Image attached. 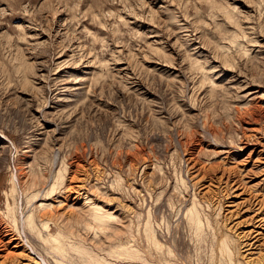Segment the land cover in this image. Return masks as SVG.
I'll return each mask as SVG.
<instances>
[{"label":"rangeland","instance_id":"1","mask_svg":"<svg viewBox=\"0 0 264 264\" xmlns=\"http://www.w3.org/2000/svg\"><path fill=\"white\" fill-rule=\"evenodd\" d=\"M262 215L264 0H0V264H264Z\"/></svg>","mask_w":264,"mask_h":264},{"label":"bare ground","instance_id":"2","mask_svg":"<svg viewBox=\"0 0 264 264\" xmlns=\"http://www.w3.org/2000/svg\"><path fill=\"white\" fill-rule=\"evenodd\" d=\"M195 161V160H194ZM16 177V175L15 176H13V180H12V182L13 183H15V178ZM234 183H235V181H234ZM14 185V184H13ZM233 185V184H232ZM235 186H237L236 184H235ZM263 186V185H262ZM232 187H234V186H232ZM234 189V188H233ZM244 199V198H243ZM39 204H41V205H43L42 203H39ZM45 205H46V203H44ZM44 206V205H43ZM255 208H257V207H255ZM259 209V208H258ZM257 209V210H258ZM94 211H97V212H95V218H97L99 221H103V220H105V219H107V218H109L110 217V213L109 212H107V211H101V210H99V207H96V206H94ZM33 212V211H32ZM263 214V213H262ZM258 215H259V213H258ZM262 216H264V215H262ZM31 217L33 218V215L31 216V213H29V214H27L26 216H23V221L25 222V223H28V225H29V223L31 222ZM258 217H260V216H258ZM250 218V217H249ZM262 218V217H261ZM254 220V219H253ZM261 220V219H260ZM264 220V219H263ZM33 221V220H32ZM251 221H252V219H251ZM23 222V223H24ZM24 223V224H25ZM259 224V223H258ZM257 224V225H258ZM262 224V223H261ZM26 225V224H25ZM34 228V227H33ZM34 231H35V229H34ZM36 232V231H35ZM37 233V232H36ZM7 236H9L7 239H6V241H3L2 240V238L0 237V251H2V252H4L5 250H6V252L4 253V254H1V256L3 255V257L5 256V257H8V256H14V249L17 247V246H19V245H22V243H21V241L19 240V237H20V235L19 236H17V239H18V241L16 242L15 240H16V235L14 236H12V235H8V233L6 232L5 233ZM243 235V234H242ZM244 235H245V233H244ZM248 235V233L246 234V236ZM3 236V235H2ZM38 236V235H37ZM245 236V237H246ZM250 237V236H249ZM253 239V238H252ZM252 239H250V240H252ZM5 240V239H4ZM248 240V239H247ZM13 241H15V243H13V245H10ZM245 242V241H244ZM249 242V241H248ZM254 242V241H253ZM246 243V242H245ZM247 244V243H246ZM250 244V243H249ZM7 245L8 246H11V249L8 251V247H7ZM29 246V245H28ZM248 246V245H247ZM31 247V246H30ZM249 248V247H248ZM32 249V248H31ZM252 250V249H251ZM1 252V253H2ZM253 253V252H252ZM29 255V254H28ZM34 258V257H33ZM26 259H28L29 261H30V263H31V258L30 257H26ZM19 262V261H18ZM26 262V261H25ZM35 263V262H34ZM29 264V263H28Z\"/></svg>","mask_w":264,"mask_h":264}]
</instances>
